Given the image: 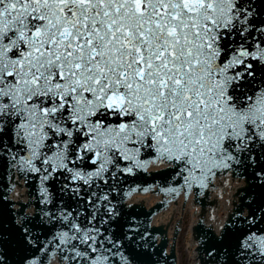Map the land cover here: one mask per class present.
<instances>
[{
    "label": "snow or ice",
    "instance_id": "obj_1",
    "mask_svg": "<svg viewBox=\"0 0 264 264\" xmlns=\"http://www.w3.org/2000/svg\"><path fill=\"white\" fill-rule=\"evenodd\" d=\"M157 162L173 195L246 178L201 259L264 264V0H0V173L36 187L0 194V264H158L122 199Z\"/></svg>",
    "mask_w": 264,
    "mask_h": 264
},
{
    "label": "water",
    "instance_id": "obj_2",
    "mask_svg": "<svg viewBox=\"0 0 264 264\" xmlns=\"http://www.w3.org/2000/svg\"><path fill=\"white\" fill-rule=\"evenodd\" d=\"M163 166L164 165L158 166L157 168L149 170V172L146 170L139 173L135 177L128 178L127 184L123 187L122 197L124 204L127 205L126 210L134 212L138 222H140L143 227L148 228L153 236H155L157 229L162 227L161 230H164L165 235L161 237V239L164 241L163 244L168 246V252L170 253L172 252L171 250H174L183 209L190 205L193 223H188V238H185L188 239L190 258L185 257V259L187 264L188 261L189 264H203L201 257H203V259H207V256H204L202 249L199 251L197 250L198 240L201 242L197 235L205 236L207 229L212 227L219 232L220 225L225 223L226 218L229 217L228 214H232V211L235 212L237 208L241 206L242 197L247 195V193H242L241 189L248 186V181L246 178H236L233 175L226 179H218V188H210L204 193L205 196L201 198L203 205L199 204V202L192 203V199L184 201L183 198H179L169 209H167L166 212H160L153 218L152 228L149 223L150 216L153 213L154 208L151 210L146 209L152 207L157 201V198H155L152 194L143 195L139 193L135 194L132 199L126 200V202L125 199L137 186V189H142L143 185H158L163 191L168 192V189L174 186V182L171 179V172L167 169V167L163 168ZM156 169L159 171H156ZM15 185H17V188L13 191H9V186L13 189ZM0 194L6 195L7 199L11 201H13V199H11L10 196L14 197L17 201L16 207L20 210L22 204H28L35 198V180H32L31 182L26 181L25 183L24 180L17 177L16 182L13 183L11 173H9L7 177L0 173ZM130 203H134L132 207L129 206ZM211 208H215V218H211ZM34 210L35 209L33 207L29 208L27 211L31 213ZM201 224L203 225L202 228L199 227ZM198 228L199 231H197ZM155 245V252L157 255L154 259L158 261V264H174L173 258L175 259V255H173V257L164 255L162 252L163 246L158 245L156 241Z\"/></svg>",
    "mask_w": 264,
    "mask_h": 264
},
{
    "label": "bare ground",
    "instance_id": "obj_3",
    "mask_svg": "<svg viewBox=\"0 0 264 264\" xmlns=\"http://www.w3.org/2000/svg\"><path fill=\"white\" fill-rule=\"evenodd\" d=\"M188 223H193L190 205L183 209V213L174 245L176 264H181V256L183 253L186 254V258H190L188 239L185 240L182 239L183 237L188 238ZM184 246H186L187 251L184 250Z\"/></svg>",
    "mask_w": 264,
    "mask_h": 264
},
{
    "label": "rangeland",
    "instance_id": "obj_4",
    "mask_svg": "<svg viewBox=\"0 0 264 264\" xmlns=\"http://www.w3.org/2000/svg\"><path fill=\"white\" fill-rule=\"evenodd\" d=\"M184 250L186 251V247L185 246H184ZM185 257H186V254L183 253L182 256H181V263L182 264H187Z\"/></svg>",
    "mask_w": 264,
    "mask_h": 264
}]
</instances>
